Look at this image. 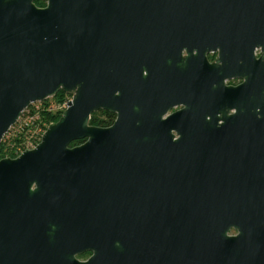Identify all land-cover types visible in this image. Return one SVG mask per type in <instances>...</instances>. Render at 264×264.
Wrapping results in <instances>:
<instances>
[{"label": "water", "instance_id": "1", "mask_svg": "<svg viewBox=\"0 0 264 264\" xmlns=\"http://www.w3.org/2000/svg\"><path fill=\"white\" fill-rule=\"evenodd\" d=\"M212 45L247 50L246 83L209 119L162 118L167 67ZM60 90L40 141L0 159V264H42L29 249L45 216L68 218L67 264H264V0H0V143ZM100 109L110 126L89 124ZM148 193L162 215L141 209Z\"/></svg>", "mask_w": 264, "mask_h": 264}, {"label": "flooded vegetation", "instance_id": "2", "mask_svg": "<svg viewBox=\"0 0 264 264\" xmlns=\"http://www.w3.org/2000/svg\"><path fill=\"white\" fill-rule=\"evenodd\" d=\"M263 55L261 46L253 49L254 61H259ZM250 65L247 57V50L242 49H222L219 46H213L210 49L198 51L197 48H182L179 59L174 61L173 65H169L165 70L164 79L158 86V98L162 100H171L176 104L172 106L162 117L185 110L189 105L198 110V114H205V118L209 119V112L212 111L213 104L216 102H226L225 96L228 88H237L247 81L245 70ZM98 111L108 112L116 119V114L104 109ZM112 122V123H113ZM111 123V124H112ZM110 124V125H111ZM109 125V126H110ZM108 127V126H107ZM172 134L176 135L173 130ZM137 173H145V178H152V170L148 169V165L136 164ZM145 166V167H144ZM140 167V168H139ZM150 173V177L148 176ZM139 178V177H136ZM56 182V179H50ZM36 184H32L34 189ZM145 206L141 209L146 214H153L159 211L161 215L164 211L163 196L161 195L160 205L154 208L153 196L151 193L146 194ZM48 217H44L33 237V250L37 255L35 258L42 264H67L70 253L69 247V223L67 216L63 219L59 226L50 221L46 223ZM60 221V220H59ZM65 231V233H62ZM230 235L236 234L235 230H230ZM25 252H28L25 250ZM92 255V251L87 250L75 257L79 261H87ZM27 258V257H25Z\"/></svg>", "mask_w": 264, "mask_h": 264}, {"label": "trees", "instance_id": "3", "mask_svg": "<svg viewBox=\"0 0 264 264\" xmlns=\"http://www.w3.org/2000/svg\"><path fill=\"white\" fill-rule=\"evenodd\" d=\"M46 0H34V4L38 7H44ZM63 96H67L63 91H58L52 98L60 102ZM39 105L37 108L35 106ZM62 110L60 109H51V105L49 100L46 99L39 103H33L29 105L21 114L19 121H17L14 125H12L8 132L12 129H16V127L20 126V120L24 116H36L31 123L23 124L16 131L14 137L8 142L9 146H6V141L4 135L1 143H0V157L8 156L10 158H14L19 155L22 151L26 150L24 146L27 141V135H31L28 139L29 143L37 144L40 141L42 133L45 131L47 126L56 122L61 116ZM114 116L108 112L95 111L91 114L89 119V124L97 127H107L113 122ZM30 130V131H29ZM33 131V132H31ZM39 138V139H38ZM26 140V141H25ZM84 140H75L71 142V146L78 145L82 143Z\"/></svg>", "mask_w": 264, "mask_h": 264}, {"label": "rangeland", "instance_id": "4", "mask_svg": "<svg viewBox=\"0 0 264 264\" xmlns=\"http://www.w3.org/2000/svg\"><path fill=\"white\" fill-rule=\"evenodd\" d=\"M66 95H68V97L67 96H63L62 97V100L60 102H57V100H54L52 97L48 98L49 103L51 105V109H53V110L60 109V110L63 111L64 108H65L66 102L71 98V95H69V94H66ZM36 103H39V102H36ZM38 106L39 105L37 104V106H35V107L37 108ZM34 118H36V116H33V117H31V116H24V117H22V120H20V126L23 125V124H26V123H31L34 120ZM18 121H19V119H18ZM20 126L16 127V129H12L10 132H7L5 134L6 137H5V140L4 141H6V146H9L8 145L9 144L8 142H10V140L14 137L16 131L19 129ZM31 132H33V131H31ZM30 136L31 135H27L26 137L29 139ZM28 139H27V141L25 140L26 142H25L24 146L26 147V149H31V148H33L35 146V144L29 143L28 142ZM2 158H8V156L6 155V156L0 157V159H2Z\"/></svg>", "mask_w": 264, "mask_h": 264}]
</instances>
